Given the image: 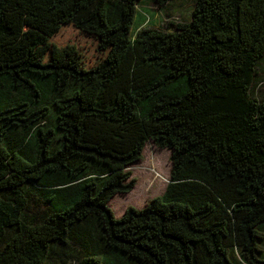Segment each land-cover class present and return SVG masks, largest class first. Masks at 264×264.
Returning a JSON list of instances; mask_svg holds the SVG:
<instances>
[{
  "label": "trees",
  "instance_id": "obj_1",
  "mask_svg": "<svg viewBox=\"0 0 264 264\" xmlns=\"http://www.w3.org/2000/svg\"><path fill=\"white\" fill-rule=\"evenodd\" d=\"M143 1L0 0V264H264V0ZM148 142L169 182L115 218Z\"/></svg>",
  "mask_w": 264,
  "mask_h": 264
},
{
  "label": "rangeland",
  "instance_id": "obj_2",
  "mask_svg": "<svg viewBox=\"0 0 264 264\" xmlns=\"http://www.w3.org/2000/svg\"><path fill=\"white\" fill-rule=\"evenodd\" d=\"M151 1H143L138 5L132 28L134 32L135 28L143 27L174 30L168 23L188 21L194 6V0H173L165 8ZM170 154V150L158 149L152 142L146 144L143 158L128 168L136 179L135 187L130 193L117 194L110 201L115 218H120L129 206L141 209L147 200L164 193L170 179Z\"/></svg>",
  "mask_w": 264,
  "mask_h": 264
}]
</instances>
